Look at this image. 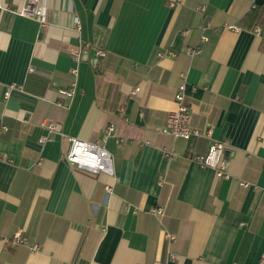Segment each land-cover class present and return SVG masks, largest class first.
Returning <instances> with one entry per match:
<instances>
[{
  "label": "crops",
  "instance_id": "1",
  "mask_svg": "<svg viewBox=\"0 0 264 264\" xmlns=\"http://www.w3.org/2000/svg\"><path fill=\"white\" fill-rule=\"evenodd\" d=\"M42 1L45 27L0 0V264H162L166 231L169 264H264V38L242 23L264 0ZM183 83L210 137L165 131ZM71 138L103 144L112 172L70 164ZM218 140L229 177L193 159Z\"/></svg>",
  "mask_w": 264,
  "mask_h": 264
},
{
  "label": "built area",
  "instance_id": "2",
  "mask_svg": "<svg viewBox=\"0 0 264 264\" xmlns=\"http://www.w3.org/2000/svg\"><path fill=\"white\" fill-rule=\"evenodd\" d=\"M174 4V3H173ZM200 10L204 11L205 7H201ZM17 13L21 16L35 19L38 21L42 27L47 26L48 21L46 17V7L42 0H24V5L17 10ZM80 28V24L77 25ZM209 26V23L201 26L202 30H205ZM235 28V27H233ZM253 32L264 38V28L257 26ZM187 33V31H185ZM202 40H206L205 35L201 36ZM201 52V49L189 48L188 53L194 55ZM99 56H106V52L102 49L97 50ZM159 57H164L166 55H175L173 51H168L167 53L160 52ZM77 60L80 59V54L76 57ZM78 69L73 68V73L77 74ZM186 83H183L179 86L176 91L175 101L177 104L176 109L170 111L166 125L165 131L177 138H191V137H200L202 135L210 137L212 129H207L202 133L198 129H193L190 126V105L187 100L186 95ZM14 89V85L6 91V96H9ZM58 93L62 97L72 98L76 92V84H72L70 87L58 88ZM62 105V102L59 103ZM46 127L49 132H57L61 130L60 123L56 121H46ZM114 126L110 125L104 139L113 131ZM49 140V136H43L40 139L41 143ZM71 144L68 151L64 154V158L72 165H75L79 169L89 171L91 173H100V172H112L109 153L105 146L100 142H89L80 138H71ZM230 143L228 140H218L210 144L208 151L205 155L194 156L193 159L197 160L204 167H211L216 171V174L219 178L229 177V167L231 164V158L226 153ZM166 154L169 158H175L177 153L174 150L166 151ZM1 158V156H0ZM163 181V178L160 180ZM243 185H247L244 184ZM107 191L111 190V187H106ZM152 213L158 217L163 215L162 207L152 208ZM165 238L167 241L166 249V259L162 264H169L170 262L177 261L178 255L173 250L172 246L176 240V233L173 231H166ZM5 240L12 246L26 245L29 246L31 251L39 249L37 243L30 244L26 235L22 231L15 232L11 237L5 238Z\"/></svg>",
  "mask_w": 264,
  "mask_h": 264
},
{
  "label": "trees",
  "instance_id": "3",
  "mask_svg": "<svg viewBox=\"0 0 264 264\" xmlns=\"http://www.w3.org/2000/svg\"><path fill=\"white\" fill-rule=\"evenodd\" d=\"M243 25L251 30L264 26V7L253 8L242 20ZM247 21V23H246Z\"/></svg>",
  "mask_w": 264,
  "mask_h": 264
}]
</instances>
